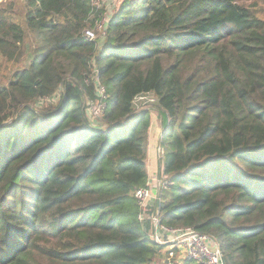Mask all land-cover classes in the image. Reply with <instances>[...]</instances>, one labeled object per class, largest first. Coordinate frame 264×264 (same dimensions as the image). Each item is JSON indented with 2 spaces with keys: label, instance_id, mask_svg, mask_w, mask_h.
Instances as JSON below:
<instances>
[{
  "label": "trees",
  "instance_id": "obj_1",
  "mask_svg": "<svg viewBox=\"0 0 264 264\" xmlns=\"http://www.w3.org/2000/svg\"><path fill=\"white\" fill-rule=\"evenodd\" d=\"M107 1H0V264H177L138 219L143 96L161 222L213 237L225 264H264V4Z\"/></svg>",
  "mask_w": 264,
  "mask_h": 264
},
{
  "label": "built area",
  "instance_id": "obj_2",
  "mask_svg": "<svg viewBox=\"0 0 264 264\" xmlns=\"http://www.w3.org/2000/svg\"><path fill=\"white\" fill-rule=\"evenodd\" d=\"M93 2L97 8L106 3L105 0H93ZM106 4L108 11H111L110 3L107 1ZM109 16V13L106 14L100 22L96 23L94 30L85 31V39L92 41L99 36L104 37ZM96 92L100 100L95 104L97 111L102 109L100 112L102 115L105 109V103L102 102L106 97L105 89L98 84ZM144 98L145 96L139 97L137 101ZM158 174L153 184L150 183L151 181L148 182L146 188L137 190L134 195L140 207L138 219L151 221L150 238L155 244L165 246L169 256L174 258L177 264H183L185 261H193L197 264H222V251L213 237L196 232L190 227H167L161 222L160 211L156 206L159 198H157V191H152V185L155 184V188L163 189L166 186V177L162 175V171H159ZM181 251L184 252L183 255Z\"/></svg>",
  "mask_w": 264,
  "mask_h": 264
},
{
  "label": "rangeland",
  "instance_id": "obj_3",
  "mask_svg": "<svg viewBox=\"0 0 264 264\" xmlns=\"http://www.w3.org/2000/svg\"><path fill=\"white\" fill-rule=\"evenodd\" d=\"M2 1V0H0ZM264 0H259V4L263 5ZM105 2L107 3V1L105 0ZM263 2V3H261ZM28 63V60L24 62V64L27 65ZM3 69V68H2ZM13 70V68L8 67L6 68V70L2 71L4 74L6 75L5 77V81L8 82L9 79H10V75L9 72ZM57 100V99H56ZM155 103V100L154 98H152L151 96H146L144 99H139V101H137V108L138 109H142V110H147L150 114V116L152 117V124H151V127L152 125L155 126L156 122H157V125L160 127V122H159V117L157 116V113L156 111L154 110V106L153 104ZM102 112V109H100V111H97V107H96V104L93 103L90 105V108H89V121L91 123V126L93 127H102V120L100 119L101 118V113ZM158 118V119H157ZM159 127L157 129L158 133H157V139H155L154 135L156 136L155 132H153V135L151 136L153 142L155 140V142L153 143V146H150L148 145V149H147V155H148V150L152 147V149L154 150V153H155V159H156V162L160 160V158L162 157V150L159 146V138H160V135H161V132L159 131ZM157 127H155V129L153 128V130H156ZM151 129V128H150ZM149 134H150V131H149ZM148 159V157H147ZM146 164H148V160H146ZM159 174L157 173L156 174V177L158 176ZM155 185V184H154ZM157 187V186H156ZM157 194V198H159V194H160V189L159 188H154ZM167 250V249H166ZM165 250V251H166ZM182 255L184 254L183 251H181Z\"/></svg>",
  "mask_w": 264,
  "mask_h": 264
},
{
  "label": "crops",
  "instance_id": "obj_4",
  "mask_svg": "<svg viewBox=\"0 0 264 264\" xmlns=\"http://www.w3.org/2000/svg\"><path fill=\"white\" fill-rule=\"evenodd\" d=\"M153 128H154V126L152 125V127L150 129V140H149L150 141L149 142V145L150 146H153V143L155 142V140L153 142V140L151 138V136L153 135V132L154 131H156L155 132L156 136L154 135L155 139H157V137H158L157 136L158 131L157 130H153ZM161 130H162V128H159V131L160 132H161ZM147 157H148V159H147L148 160L147 170H148V173H149V182L151 181L150 183L153 184L154 179L156 177V174L159 173V168H157V166H155L156 159H155V153L153 155V149H152V147L148 150ZM152 188H153L152 191L155 192V190H154L155 186L154 185H152Z\"/></svg>",
  "mask_w": 264,
  "mask_h": 264
},
{
  "label": "water",
  "instance_id": "obj_5",
  "mask_svg": "<svg viewBox=\"0 0 264 264\" xmlns=\"http://www.w3.org/2000/svg\"><path fill=\"white\" fill-rule=\"evenodd\" d=\"M166 263H168V262H166ZM221 263H222V264H225V260H224L223 257H222V259H221Z\"/></svg>",
  "mask_w": 264,
  "mask_h": 264
}]
</instances>
